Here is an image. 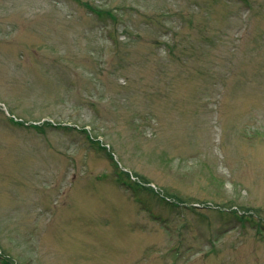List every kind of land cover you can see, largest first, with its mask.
<instances>
[{"label": "rangeland", "instance_id": "obj_1", "mask_svg": "<svg viewBox=\"0 0 264 264\" xmlns=\"http://www.w3.org/2000/svg\"><path fill=\"white\" fill-rule=\"evenodd\" d=\"M0 264H264V0H0Z\"/></svg>", "mask_w": 264, "mask_h": 264}]
</instances>
